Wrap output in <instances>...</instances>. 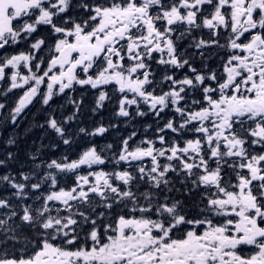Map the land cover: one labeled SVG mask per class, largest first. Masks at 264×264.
Wrapping results in <instances>:
<instances>
[{"label": "snow or ice", "instance_id": "snow-or-ice-1", "mask_svg": "<svg viewBox=\"0 0 264 264\" xmlns=\"http://www.w3.org/2000/svg\"><path fill=\"white\" fill-rule=\"evenodd\" d=\"M0 264H264V0H0Z\"/></svg>", "mask_w": 264, "mask_h": 264}]
</instances>
